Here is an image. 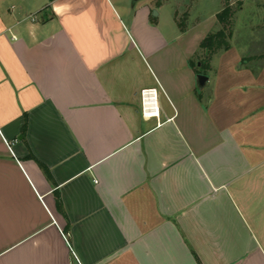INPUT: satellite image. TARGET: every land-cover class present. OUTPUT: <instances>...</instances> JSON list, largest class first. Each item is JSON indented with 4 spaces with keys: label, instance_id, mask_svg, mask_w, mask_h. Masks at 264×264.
<instances>
[{
    "label": "crops",
    "instance_id": "1",
    "mask_svg": "<svg viewBox=\"0 0 264 264\" xmlns=\"http://www.w3.org/2000/svg\"><path fill=\"white\" fill-rule=\"evenodd\" d=\"M137 2L0 0V264H264V58Z\"/></svg>",
    "mask_w": 264,
    "mask_h": 264
},
{
    "label": "rangeland",
    "instance_id": "2",
    "mask_svg": "<svg viewBox=\"0 0 264 264\" xmlns=\"http://www.w3.org/2000/svg\"><path fill=\"white\" fill-rule=\"evenodd\" d=\"M154 1L139 0L136 7L143 4L152 6ZM126 2L132 7V0H126ZM156 6H154L153 11L157 10L158 12ZM215 10H219L217 23L205 38L212 33L215 37L209 43L210 46L204 48L205 52L201 56L208 59L214 51L235 46L236 49L258 54L255 57L246 55L244 61L250 59H254L256 62L263 60L264 0H198L196 3L183 0L180 4L176 0H168L160 8V15H157L156 18L167 25H175L177 21L176 23H181L190 28L199 24ZM153 11L152 14L154 15ZM227 46L229 47L226 48Z\"/></svg>",
    "mask_w": 264,
    "mask_h": 264
},
{
    "label": "built area",
    "instance_id": "3",
    "mask_svg": "<svg viewBox=\"0 0 264 264\" xmlns=\"http://www.w3.org/2000/svg\"><path fill=\"white\" fill-rule=\"evenodd\" d=\"M159 91L157 87H147L141 91V110L147 118H159L160 107L158 102Z\"/></svg>",
    "mask_w": 264,
    "mask_h": 264
},
{
    "label": "water",
    "instance_id": "4",
    "mask_svg": "<svg viewBox=\"0 0 264 264\" xmlns=\"http://www.w3.org/2000/svg\"><path fill=\"white\" fill-rule=\"evenodd\" d=\"M139 1V0H132V4L135 5L136 2ZM154 15H158V12L157 10H154ZM198 65H200V62H198ZM208 76L204 73H199L197 75V86L200 88V89H203L208 81Z\"/></svg>",
    "mask_w": 264,
    "mask_h": 264
},
{
    "label": "trees",
    "instance_id": "5",
    "mask_svg": "<svg viewBox=\"0 0 264 264\" xmlns=\"http://www.w3.org/2000/svg\"><path fill=\"white\" fill-rule=\"evenodd\" d=\"M222 34V33H221ZM215 37L214 33L209 34L206 38H204L201 42V48H207L209 45V43L213 40V38ZM229 46H227L226 48H228Z\"/></svg>",
    "mask_w": 264,
    "mask_h": 264
}]
</instances>
